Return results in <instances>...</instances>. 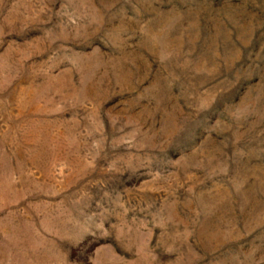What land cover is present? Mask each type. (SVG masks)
<instances>
[{
    "label": "rangeland",
    "instance_id": "374dc122",
    "mask_svg": "<svg viewBox=\"0 0 264 264\" xmlns=\"http://www.w3.org/2000/svg\"><path fill=\"white\" fill-rule=\"evenodd\" d=\"M0 264H264V0H0Z\"/></svg>",
    "mask_w": 264,
    "mask_h": 264
}]
</instances>
